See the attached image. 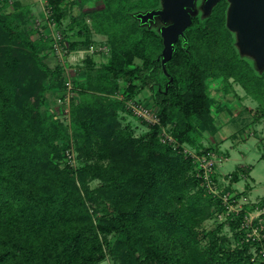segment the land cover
Instances as JSON below:
<instances>
[{"label":"trees","instance_id":"trees-1","mask_svg":"<svg viewBox=\"0 0 264 264\" xmlns=\"http://www.w3.org/2000/svg\"><path fill=\"white\" fill-rule=\"evenodd\" d=\"M98 1L102 7L82 18L71 15L62 31L71 49L96 43L86 22L90 15L110 52L99 67L87 57L85 70L74 72L76 94L65 121L48 106L49 93L64 98L68 92L63 66L47 61L52 39L34 27L28 5L0 0V264H98L108 254L119 264H264L262 257L261 263L253 260V250H264V242L244 240L245 211L229 222L235 244L223 232L224 222L202 227L223 206L207 193L182 150L186 144L214 149L203 139L216 133L214 111L223 109L209 80L222 78L228 91L236 74L228 1L208 16L193 17L187 40L176 42L166 64L173 76L168 88L158 59L162 22L143 24L136 17L161 0ZM47 3L59 28L75 0ZM75 26L83 41L72 39ZM147 87L161 122L136 135L121 122V112H130L125 102L112 96L122 92L136 99ZM163 127L176 146L161 140ZM249 173L241 167L232 181ZM94 204L101 208L93 212Z\"/></svg>","mask_w":264,"mask_h":264},{"label":"rangeland","instance_id":"rangeland-1","mask_svg":"<svg viewBox=\"0 0 264 264\" xmlns=\"http://www.w3.org/2000/svg\"><path fill=\"white\" fill-rule=\"evenodd\" d=\"M25 5L30 7L31 13L33 15V25L34 27L41 28V30L46 33L47 27L43 26L46 24V19L43 13V6L40 0H21ZM80 0H75V5L72 7L70 16H68L63 24L58 28L61 32L65 30L66 26L71 23V15L76 17H84L83 12L90 11L93 8L102 7V2L98 0H91L85 3L83 6L80 4ZM11 8H8L10 10ZM201 17H205L203 10H199ZM86 22L91 27L93 42L97 44H103L106 40V36L98 33L92 26L90 15L86 16ZM161 26V24H160ZM78 26H75L72 31V39L83 41L84 37L76 36V31ZM87 46L80 44L78 47L73 48V51L67 57L68 65L70 66V75L73 77L75 71L80 73L87 67L86 58L93 57L96 67L106 63L108 61L110 52L105 51L100 54H91L89 52H78V50H85ZM48 63L51 67H55L57 64H61L60 59L55 55L54 52H49ZM66 80L67 73L64 72ZM122 84H126L123 81ZM211 94L216 98L218 107L223 109L220 112H215L216 118L219 123V128L216 133L212 136L206 134L204 137V142L206 145H213L214 149L227 160L222 163L217 170V176L222 177L227 174V178L230 180V186L233 190L238 192V196H247L248 203L244 204V208L252 212L253 215H257V209H264V119L258 120L253 114V111H249L250 107L253 108L255 104L250 102L248 99L246 101L247 109L242 110L240 113L238 110L239 99L233 93L236 86L232 82V91L227 94L221 88V83L219 81H212L210 84ZM234 87V88H233ZM231 90V89H230ZM59 92L55 94L49 93L48 95V106L50 111L55 113L59 118L68 121L70 117V104L68 92L66 91L65 97L62 98ZM136 99L151 104L152 102V91L149 87L141 91ZM243 104V103H241ZM244 105V104H243ZM121 122L123 126H129L131 130L136 135H143L149 131V124H147L142 119L133 115L128 111L121 112ZM75 155V153H74ZM241 166L250 167V175L238 179L239 185L243 188H234L231 184L232 178L230 177L231 172L237 171ZM249 183V185L247 184ZM98 181L93 180L90 182L92 187L97 186ZM92 211L94 212L97 207L101 208L98 204H94ZM258 207V208H257ZM257 208V209H256ZM221 221L217 216H214L206 220L203 224V228L211 229L218 226ZM223 232L227 235L233 244L236 243L234 240V231L231 229V225L228 222H224ZM257 254L256 249L253 250ZM258 261L256 263H261L263 260L261 257L257 256ZM98 264H119L117 259L108 254L106 259Z\"/></svg>","mask_w":264,"mask_h":264},{"label":"built area","instance_id":"built-area-1","mask_svg":"<svg viewBox=\"0 0 264 264\" xmlns=\"http://www.w3.org/2000/svg\"><path fill=\"white\" fill-rule=\"evenodd\" d=\"M43 6V13L46 19L47 30L46 36L52 39L53 51L55 55L62 62V66L67 73L66 84L68 87L69 100L76 93L74 90L73 79L70 75V66L68 65L67 57L73 51L70 48L68 40L64 37L63 33L58 29L57 23L51 17V10L48 7L47 0H40ZM109 51L107 44L92 43L85 50H78V52H89L91 54H100ZM112 97L123 100L126 108L135 116L147 122L150 125L160 124L161 119L158 115L156 107L141 102L137 99H127L122 92L114 94ZM161 140L173 145H177V141L170 133L167 127H163L161 131ZM183 152L190 156L195 165V174L202 181L208 194L219 198L223 209L217 213V217L221 222H230L241 211H245L241 221L240 228L246 231L244 240H258L264 242V209H257V215L244 208V204L248 203L247 196H238V192L229 189L230 180L226 177L227 174L221 178L217 176L218 167L224 163L227 158H223L215 149L206 151H197L189 145L182 146ZM70 162L76 164L74 152L69 154ZM231 177V176H230ZM257 256L264 258V250L254 255L253 260H257Z\"/></svg>","mask_w":264,"mask_h":264},{"label":"water","instance_id":"water-1","mask_svg":"<svg viewBox=\"0 0 264 264\" xmlns=\"http://www.w3.org/2000/svg\"><path fill=\"white\" fill-rule=\"evenodd\" d=\"M220 0H203L200 8L209 15ZM227 24L237 31L238 45L242 51L256 53L259 60L264 59V0H229ZM162 7L136 13L141 23L160 19V34L164 47L158 57L161 59L164 73L169 78L167 88L173 83V76L166 64L172 58L179 38L187 40L186 30L193 23V17L199 13L197 0H161Z\"/></svg>","mask_w":264,"mask_h":264},{"label":"flooded vegetation","instance_id":"flooded-vegetation-1","mask_svg":"<svg viewBox=\"0 0 264 264\" xmlns=\"http://www.w3.org/2000/svg\"><path fill=\"white\" fill-rule=\"evenodd\" d=\"M227 1H228V7H227L226 25L228 27L227 17H228V9L230 6V2L229 0ZM202 3L203 0H197V7L199 8V10L201 9L200 6ZM161 7L162 4L157 8H161ZM157 19L158 18H156L152 22H156ZM229 30L234 35L235 46L237 50L236 74L234 77L230 78L228 91H226V86L222 78L218 80H209V84L212 81H219L221 83L222 90L224 91L225 94H227L229 91L233 90L232 89V82H233L234 85L236 86V89L233 91V93L239 99V107H240L238 109L240 110L239 112L241 113L242 110L247 109L246 101L249 99L250 102H253L255 104V106H253V108L250 107V109L248 110L249 111L252 110L253 114L256 116L258 120L264 119V59L260 61L256 53L242 51V49L238 45L239 39H238L237 31H233L230 28ZM159 60L161 63V59ZM241 103H243L244 105Z\"/></svg>","mask_w":264,"mask_h":264},{"label":"crops","instance_id":"crops-1","mask_svg":"<svg viewBox=\"0 0 264 264\" xmlns=\"http://www.w3.org/2000/svg\"><path fill=\"white\" fill-rule=\"evenodd\" d=\"M203 142H204V139H203ZM205 143V142H204ZM206 145V144H205ZM206 146H210V145H206ZM241 167H245V168H248L249 170H251L250 169V167H247V166H241ZM240 167V168H241ZM235 172V171H234ZM234 172H231V173H229V174H233ZM244 174H242V176H243ZM249 175H250V173H249ZM249 175H244L245 177H247V176H249ZM243 176V177H244ZM241 178V177H240ZM238 181V180H237ZM237 181H232L231 183V185L234 187V188H243V187H241V185H239V182H237Z\"/></svg>","mask_w":264,"mask_h":264}]
</instances>
